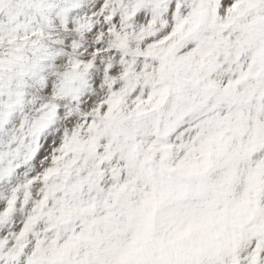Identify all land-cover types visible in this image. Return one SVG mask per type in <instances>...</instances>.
<instances>
[{
    "label": "snow or ice",
    "instance_id": "obj_1",
    "mask_svg": "<svg viewBox=\"0 0 264 264\" xmlns=\"http://www.w3.org/2000/svg\"><path fill=\"white\" fill-rule=\"evenodd\" d=\"M0 264H264V0H0Z\"/></svg>",
    "mask_w": 264,
    "mask_h": 264
}]
</instances>
